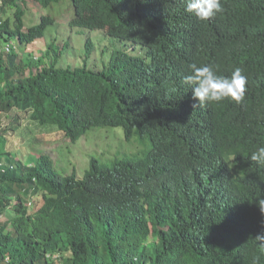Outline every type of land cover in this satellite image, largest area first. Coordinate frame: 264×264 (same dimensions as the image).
Listing matches in <instances>:
<instances>
[{"label": "trees", "instance_id": "16d2710c", "mask_svg": "<svg viewBox=\"0 0 264 264\" xmlns=\"http://www.w3.org/2000/svg\"><path fill=\"white\" fill-rule=\"evenodd\" d=\"M35 1L40 15L31 25L28 0L0 5V264H219L217 237L242 234L237 217L264 195V167L243 161L229 164L227 174L215 169L211 134L254 127L263 146L264 119L255 123L242 107L222 104L214 111L219 121L207 124L182 81L192 64L226 75L232 66L225 45L242 44L230 30L199 51L202 32L185 16L186 0ZM55 6H69L73 15L64 26L88 35L81 67L62 66L70 43L60 44L61 36L37 58L16 49L49 40L50 28L61 23L41 12ZM245 20L237 35L264 48V18L254 13ZM107 42L134 51H114L110 61L92 65V54ZM180 56L189 58L187 66L173 63ZM109 128L137 151L94 157L83 178L76 167L59 172L50 155L32 148L60 138L76 144ZM14 137L21 145L5 150V139ZM205 159L206 168L194 172ZM34 196L42 205L29 212Z\"/></svg>", "mask_w": 264, "mask_h": 264}, {"label": "clouds", "instance_id": "9594fccd", "mask_svg": "<svg viewBox=\"0 0 264 264\" xmlns=\"http://www.w3.org/2000/svg\"><path fill=\"white\" fill-rule=\"evenodd\" d=\"M184 8L185 16L191 17L198 31L202 32L196 37L199 51L208 50L212 37L217 40L230 30L231 40L236 39L242 44V50H236L233 43L225 45L226 61L228 66H232V70L226 75L214 71L210 65L189 66L190 74L185 75L182 82L191 89L192 99L197 102L193 107L200 106V114L207 124L219 121L218 116L214 117V111L216 106L222 104L234 107L238 105L251 115V120L261 123L264 119V48L256 50L253 43L249 41L247 44L248 38L245 35L239 37L236 28L247 22L245 18L254 13H259L264 18V0H186ZM179 41L186 42V38L181 36ZM246 44L249 48L243 50ZM135 52L139 54L140 47ZM188 61L189 58L181 56L173 59V63L180 66H187ZM252 128L253 133L246 131L248 135H252L248 141L246 137V142V132L242 128L228 135L211 134L210 140L216 138L210 147V155L216 158L215 169H222L227 174L229 164L243 161L264 167V144L257 145L254 136L257 133L261 135L260 130ZM223 143L227 146L224 147ZM209 161L210 159H205L202 165L204 168L194 172L204 170ZM237 223L243 238L240 235L232 238L224 235L217 237L215 259L219 264H264V234L258 236L260 230L264 232V195L256 200L253 208L249 207L238 215ZM258 225L260 229L254 231Z\"/></svg>", "mask_w": 264, "mask_h": 264}, {"label": "rangeland", "instance_id": "374dc122", "mask_svg": "<svg viewBox=\"0 0 264 264\" xmlns=\"http://www.w3.org/2000/svg\"><path fill=\"white\" fill-rule=\"evenodd\" d=\"M2 0H0V5ZM19 5L23 4L21 2ZM40 5L35 0H28V5L26 6L27 14L30 20H27V25H31L33 23H38L39 15H40ZM69 6H55L51 10L44 9L41 14L47 15L50 13L58 23H61L59 26H54V28H50V31L47 35V41H37L34 46L29 47H20L17 45V51L21 53V56L26 57L28 55H33L34 57H38L41 52H45L47 49V44L49 41L56 39L58 36H61L60 44H64V40H69L70 47L69 51H67L62 58V66L67 67V65H72L73 67L82 66L84 59L86 58L84 51L83 43L85 42L88 35L77 36L75 33L77 30H70L64 26V24L69 21L73 14L72 10H69ZM69 10V11H68ZM68 11V13H66ZM67 15H66V14ZM68 17V18H67ZM67 28V30H66ZM96 37V34H90V36ZM66 38V39H65ZM103 51H106L103 55ZM125 52L128 55L132 53L129 44L122 45L120 43H112L107 42L106 44L102 43L96 51L92 54L90 58V62L93 65L95 62H100L103 58H106V62L110 61L112 52ZM138 54V52H135ZM97 59V60H96ZM26 123V122H25ZM15 138V139H14ZM6 138L7 144L5 146V150L12 147L13 143L15 147H19L21 145L20 138ZM67 138H60L58 140H42L40 143H35L32 148L37 154H48L50 155L59 172L66 174L73 170L76 167L77 176L79 178H83L85 174L86 167L89 166L90 159L103 158L107 155L110 156H123V155H132L137 151L136 144L128 143L125 140L123 133L118 129H96L89 133V136L82 137V139L76 144L66 145ZM62 144L61 147H59ZM59 147V148H58ZM12 149V148H11ZM10 150V149H9ZM3 151V147L0 144V152ZM14 155L18 158H22L23 156L19 153V150H15ZM130 157V156H129ZM41 203L40 196H34L29 198V212H34L37 210Z\"/></svg>", "mask_w": 264, "mask_h": 264}]
</instances>
